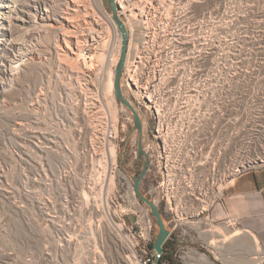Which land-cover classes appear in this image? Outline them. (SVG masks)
<instances>
[{"label":"rangeland","instance_id":"374dc122","mask_svg":"<svg viewBox=\"0 0 264 264\" xmlns=\"http://www.w3.org/2000/svg\"><path fill=\"white\" fill-rule=\"evenodd\" d=\"M85 1L78 7L72 0H21L11 13L0 2V17L6 19L0 27V264H141L105 220V191L98 186L103 174L90 165L87 122L81 118L76 127H64L68 111L56 107L66 104L72 90L68 70H82L79 54L88 48L99 59L104 49H95L92 41L112 33L106 19L105 29L95 22L100 10L111 14L103 0ZM213 9L209 48L222 81L231 82L236 109L222 120L218 141L238 161H258L264 159V0H209L199 13ZM68 25L76 56L64 41ZM230 75L235 78L226 80ZM112 100L120 177L133 184L144 167L136 154L139 134L116 93ZM233 117L236 124L229 122ZM150 180L147 173L141 184L148 198ZM126 194L127 185L119 195ZM158 234L156 225L154 242ZM184 243V251L202 252L196 234Z\"/></svg>","mask_w":264,"mask_h":264},{"label":"built area","instance_id":"2783aa9c","mask_svg":"<svg viewBox=\"0 0 264 264\" xmlns=\"http://www.w3.org/2000/svg\"><path fill=\"white\" fill-rule=\"evenodd\" d=\"M208 1L115 0L129 34L121 88L148 135L143 147L150 160L148 195L169 218V239L179 244V260L185 253L181 231L202 221L214 224L213 212L225 207L226 190L235 179L264 167L262 158L256 163L238 161L236 153L227 152L228 147L218 141L222 120L236 109L231 82L222 81L225 78L216 70L215 53L209 48L214 43L207 35L214 9L199 13ZM101 17L95 22L105 29L106 19L112 33L108 38L104 31L92 44L104 49V57L95 59L88 48L79 54L82 70H68L72 90L66 104L56 107L68 111L69 121L61 122L64 127H76L81 118L87 122L93 151L90 165L93 172L103 174L98 186L101 193L105 191V220L141 264H153L159 258L152 247L156 222L147 206L137 209L140 201L133 184L120 177L119 124L105 88L110 71L116 74L122 35L112 12L105 15L103 11ZM234 78L230 75L226 80ZM128 120L135 125L131 113ZM231 121L236 124V117ZM258 162L260 166L253 168ZM126 185V197L119 195ZM130 216L133 219L128 222Z\"/></svg>","mask_w":264,"mask_h":264},{"label":"crops","instance_id":"0c3cea01","mask_svg":"<svg viewBox=\"0 0 264 264\" xmlns=\"http://www.w3.org/2000/svg\"><path fill=\"white\" fill-rule=\"evenodd\" d=\"M205 221L181 231L196 234L202 252L186 248L182 264H264V167L246 172L226 190L225 207ZM186 244L184 243V248Z\"/></svg>","mask_w":264,"mask_h":264},{"label":"water","instance_id":"95a60500","mask_svg":"<svg viewBox=\"0 0 264 264\" xmlns=\"http://www.w3.org/2000/svg\"><path fill=\"white\" fill-rule=\"evenodd\" d=\"M103 2L111 10L113 14V19L122 35L121 57H120V60H119V63L116 69V74H115V93H116L117 99L133 115L134 121H135L134 128L139 134L138 158L141 162L144 163V167H143L141 174L138 177H133L132 181H133V186H134L136 196L145 206H147L150 209L151 214L156 221V225L159 228V234L157 235V238L154 242V250L157 253L158 257L160 258L164 253V246L166 242L168 241L171 232L167 228L164 222L159 206L156 205L150 198L146 197L141 190V184L147 175L148 167L150 165L149 157L144 151L143 144H142L143 123H142V119L140 115L135 110V108L131 105L129 100L125 97V95L123 94L122 88H121L122 74H123V70H124L127 55H128L129 34H128L125 24L120 20L118 16V8L115 5V0H103Z\"/></svg>","mask_w":264,"mask_h":264},{"label":"bare ground","instance_id":"6f19581e","mask_svg":"<svg viewBox=\"0 0 264 264\" xmlns=\"http://www.w3.org/2000/svg\"><path fill=\"white\" fill-rule=\"evenodd\" d=\"M0 2L3 4L2 6H1V8H4V9H8L9 10V12L11 13L12 12V10L13 11H15V8L19 5V3L21 2V0H0ZM72 2L74 3V5H76V6H81V7H84V5L82 6L81 5V3L82 4H84L83 2H86L85 0H72ZM89 3V2H88ZM91 4V3H90ZM96 4V3H95ZM98 7V6H97ZM86 8V7H85ZM92 8V7H91ZM94 9V8H93ZM87 10V9H86ZM96 10H97V8H96ZM95 9H94V11H96ZM99 10V9H98ZM78 10H76V12H77ZM87 12V11H86ZM100 12L101 13H103L101 10H100ZM88 13V12H87ZM92 13H94V15L96 14L95 12H92ZM88 14H90V13H88ZM98 16V15H97ZM81 17V16H80ZM93 17H95V16H93ZM67 18V17H66ZM65 18V19H66ZM98 18V17H97ZM5 20L6 19H1V17H0V27H3L4 25H5ZM67 21H68V23H70L71 25L73 24V23H71L72 21L70 20V18L68 17L67 19H66ZM73 20V19H72ZM81 20V19H80ZM79 23V22H78ZM100 24V23H99ZM71 26L70 25H68V26H66V27H64V31H66L65 29L66 28H68L67 29V31H66V33H64L65 35H66V37L64 38V41H65V43H66V47L68 48V49H72V50H74V51H70V54H72V55H74V56H76L77 55V51L74 49V48H72V40L70 39L71 37H72V35L71 34H69L70 32L72 33L73 31L72 30H70V31H68L69 30V28H70ZM89 27V26H88ZM54 28H56L57 30L60 28V27H55L54 26ZM63 29V28H62ZM0 30H4V28H1ZM1 35V34H0ZM95 39V38H94ZM78 47H79V45H77ZM76 51V52H75ZM79 51V50H78ZM98 58L99 59H103V56H102V54H100V56H98ZM21 64H24L23 62L21 63ZM75 67V66H74ZM77 67H79V65L77 66ZM105 88H106V90L111 94V100L109 101V107H110V110H111V104H110V102H112L113 100H112V98L115 100V94H114V90H115V74H114V72H111L110 71V73H109V75H108V78H107V80H106V83H105ZM116 102V101H115ZM115 102H114V104H115ZM113 103V102H112ZM113 105V104H112ZM113 109V108H112ZM111 112H112V110H111ZM114 112H115V110H114ZM117 112V111H116ZM112 114H113V117H114V119H115V121H116V113H113L112 112ZM254 163H256V161H254ZM133 252V251H132Z\"/></svg>","mask_w":264,"mask_h":264},{"label":"trees","instance_id":"16d2710c","mask_svg":"<svg viewBox=\"0 0 264 264\" xmlns=\"http://www.w3.org/2000/svg\"><path fill=\"white\" fill-rule=\"evenodd\" d=\"M164 222L167 225L168 220L167 217L163 211V209H160ZM168 226V225H167ZM152 247L154 248V242L152 244ZM179 249V244L176 240H168L164 246V253L163 255L158 258L156 264H182L178 257H177V251Z\"/></svg>","mask_w":264,"mask_h":264}]
</instances>
